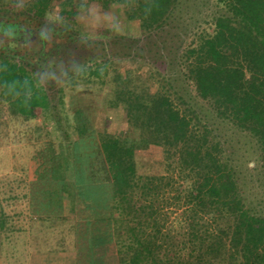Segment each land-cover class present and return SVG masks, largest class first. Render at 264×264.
Segmentation results:
<instances>
[{
	"label": "trees",
	"instance_id": "1",
	"mask_svg": "<svg viewBox=\"0 0 264 264\" xmlns=\"http://www.w3.org/2000/svg\"><path fill=\"white\" fill-rule=\"evenodd\" d=\"M77 1L31 0L24 20L17 14L40 36L67 39L48 55L40 42L38 62L16 43L0 48L1 116L57 124L42 80L55 74L68 86L76 74L96 86L113 82L103 101L64 108L60 135L46 131L26 197L41 230L65 237L31 264H69L67 252L72 264H264V0H88L139 30L110 45L48 18L57 8L76 18ZM52 52L68 64L41 62ZM120 57L148 71H118ZM58 93L62 105L78 101H66L62 86ZM103 103L123 111L127 135L109 128L107 113L98 118L94 106Z\"/></svg>",
	"mask_w": 264,
	"mask_h": 264
},
{
	"label": "rangeland",
	"instance_id": "2",
	"mask_svg": "<svg viewBox=\"0 0 264 264\" xmlns=\"http://www.w3.org/2000/svg\"><path fill=\"white\" fill-rule=\"evenodd\" d=\"M79 2L83 3L82 6L80 5V7L82 8L84 6V8L77 14L76 18L71 17L66 19L63 15L59 14L60 8H57L58 10L56 12L50 13L48 18L54 23L55 27L58 28L59 26H62L63 28H65V30H68L69 33L76 34L77 37L91 38L95 40H101L102 42L105 41L108 45H110V43H112L113 41L120 39L123 35H125L126 38H136L140 36V34L137 35V32L139 30L137 29L135 22H131L128 25H125L123 21L116 19L114 14L110 10H105L102 7L101 2L92 1L90 3L88 0H79ZM30 3L31 0H0V21H4L1 26L4 25L5 27H9L10 25V27L12 26L13 28L27 29L28 27H31L32 29H35L32 24H29L28 22H24L17 18L18 14V17L24 20L25 17L21 14H25V12H23L21 9L23 7H28ZM198 8V6H191L192 11H196ZM194 21L195 19H190L189 16H186L184 25L186 24L187 26H190V28H192ZM56 33L57 35L49 34L47 36L48 41L44 42V54L48 55V53H50L51 49H53V46L55 45L54 43H62L67 40L66 38H62L59 32ZM11 44L12 43L10 42V45ZM40 45L41 43L39 42L38 38H36L35 41H32L27 45H24L23 41V43L21 42L19 45L15 44L13 46L18 53L28 52L29 56L33 57L31 60L38 62V54L40 52L39 50L41 49ZM75 45L77 44L75 43ZM119 47L122 48L124 52L128 51V48L123 46V44H120ZM80 51V49L78 51L76 50V52L73 51V54L75 53L76 55L74 54L70 58H78V53H81ZM99 51L100 53L104 52L101 48ZM45 58L46 57L44 56V59L41 61L44 62L45 65L57 64L58 66L62 67L65 61H68L69 56L64 61L63 53L58 52L56 55H54V53L52 52L49 59L46 58V60ZM116 61L118 71H125V69L137 70L138 68L137 73H139L140 75H143V73L145 74L148 71L147 65L142 66L141 64H138V62L133 63V61L128 57L116 58ZM112 72L113 70H111V73ZM61 77V75L55 74L42 79L44 81H47L49 85V91L52 94L51 97L55 99V103L58 105V108H56V110L60 112L61 117L60 119L56 118L57 124L56 122L51 121L46 122L42 118L33 119L30 121L24 120L22 117L11 118L9 117V113L6 111L3 113V116L0 115V152L2 151L0 157L2 156V158L10 159L12 154L17 153V142H20L23 149H18L21 152L22 157H26L27 159L28 156H34V166L36 168L37 159H35V157L39 151L38 149L41 148L43 142H46L50 139L47 135V132L54 131L56 135H60V132H55L57 131L56 127L60 124L65 125L67 122L64 116L63 109L68 108L72 113L71 108L74 109L77 105H80L81 98L90 100L93 99L92 97H97L96 99H100V101H103V99H105L106 97L107 92L111 89L113 84V82L110 80V77L107 78L108 80L104 85L96 86V84H87L86 82H82L83 80L79 78L80 74H76L75 76L73 75L72 78H70L69 82L71 84L74 80L77 79V83L75 85L68 86L66 85L67 83H65V81L61 79ZM61 86L64 87L66 101H68L69 99H78V101L74 103H67L66 106L62 105V103L58 99V91ZM96 91L98 92V94L96 93ZM197 100L198 105H200L201 107L205 108L207 106L201 99L198 98ZM91 101L92 100L88 102ZM104 105V103L99 104L97 106V109L94 106V111L96 110L98 118L106 117L107 113L110 116L109 118L111 120L109 128L111 130L114 129L115 131H119L122 134L127 135L128 125L127 122L123 119V111L121 109L108 110ZM42 124L44 125V127H42ZM39 127L41 128L42 134L41 136H39V140H37L38 136L36 130ZM52 137H55L54 134L52 135ZM156 157V159L158 160L159 157ZM1 168L2 169H0V173L9 172L12 170V165L9 163L2 164ZM0 186L3 188L10 187L6 182H3V184L0 183ZM15 207V210H21L22 212L19 216H14V221L16 222V224L25 227L20 232V243L18 244V241H15L10 250H20V264H30L32 255L36 252H45L50 248L57 249L59 247V239L65 237V234L60 235L58 230H54L51 232L42 231L41 229L45 228V225H43L44 223L37 218H32L33 215L30 214L31 212L29 206L27 207V204L22 202L20 204H17ZM6 210V216L9 215V217H12L13 213L11 212L13 211V208L8 207ZM8 222H11V220H9ZM40 224H42L43 226H40ZM45 224L49 225V223ZM62 239L64 240V238ZM68 243H71L69 237ZM8 248L9 246H6L4 248L5 251ZM67 253L71 258L67 259L66 263L72 264L73 260H70L74 258V252ZM53 262H55V264L63 263L61 259H54Z\"/></svg>",
	"mask_w": 264,
	"mask_h": 264
},
{
	"label": "crops",
	"instance_id": "3",
	"mask_svg": "<svg viewBox=\"0 0 264 264\" xmlns=\"http://www.w3.org/2000/svg\"><path fill=\"white\" fill-rule=\"evenodd\" d=\"M17 143L18 148H22L20 142ZM18 148H15L17 153L12 154L10 159L2 158V156L0 157V169H2V164L9 163L12 165L11 171L0 173V183L3 184V182H6L10 186L9 188H3L0 186V221L5 220L6 227L11 228V231L8 232L10 233L8 237H5L4 234L3 236H1V238L3 239V245L6 244V246H9V248L5 251L4 246L2 247V250L0 251V264H20V250H10L15 241H18V244L20 243V232L25 227L16 224V222L14 221V216H19L22 212L21 210H15V206L23 202L27 204V207L29 206L31 212L30 214H32V209L26 196L30 191V182L32 181V179H34L35 160L34 156H28L27 159L26 157H22L21 152ZM1 153L2 151L0 152V154ZM8 207L13 208V211L11 212L13 213L12 217H9V215L6 216V209ZM3 214H5V216H3ZM2 217L4 218L1 219ZM32 218L36 219V216H32ZM9 220H11V222H8ZM66 255L67 254H64L63 258H66Z\"/></svg>",
	"mask_w": 264,
	"mask_h": 264
},
{
	"label": "flooded vegetation",
	"instance_id": "4",
	"mask_svg": "<svg viewBox=\"0 0 264 264\" xmlns=\"http://www.w3.org/2000/svg\"><path fill=\"white\" fill-rule=\"evenodd\" d=\"M3 23L4 21H0V48L5 46L9 47L11 41H12L11 43H16V45H19L21 42L23 43V41H24V45H27L30 42L35 41L36 38H38L39 42L48 41L47 39L48 34L44 36L41 35L42 36L41 37L40 33H37L38 32L37 29H32L31 27H28L27 29L13 28L12 26L10 27V25L9 27H5L4 25L1 26V24ZM52 50L53 49H51V51ZM67 64L68 62L65 61L63 65L66 66Z\"/></svg>",
	"mask_w": 264,
	"mask_h": 264
},
{
	"label": "clouds",
	"instance_id": "5",
	"mask_svg": "<svg viewBox=\"0 0 264 264\" xmlns=\"http://www.w3.org/2000/svg\"><path fill=\"white\" fill-rule=\"evenodd\" d=\"M251 166V165H250Z\"/></svg>",
	"mask_w": 264,
	"mask_h": 264
}]
</instances>
